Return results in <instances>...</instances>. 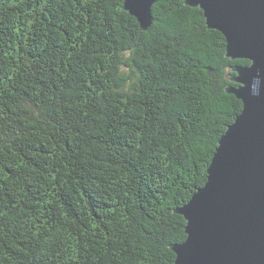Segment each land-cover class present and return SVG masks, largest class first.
<instances>
[{"label":"trees","instance_id":"1","mask_svg":"<svg viewBox=\"0 0 264 264\" xmlns=\"http://www.w3.org/2000/svg\"><path fill=\"white\" fill-rule=\"evenodd\" d=\"M0 0V264H173L243 109L226 37L184 0Z\"/></svg>","mask_w":264,"mask_h":264},{"label":"water","instance_id":"2","mask_svg":"<svg viewBox=\"0 0 264 264\" xmlns=\"http://www.w3.org/2000/svg\"><path fill=\"white\" fill-rule=\"evenodd\" d=\"M157 0H125L142 30ZM203 10L209 28L226 37V55L246 59L231 68L227 92L243 109L222 134L207 181L176 209L186 239L171 246L173 264H264V0H184Z\"/></svg>","mask_w":264,"mask_h":264}]
</instances>
